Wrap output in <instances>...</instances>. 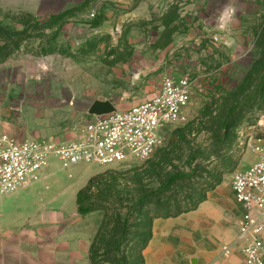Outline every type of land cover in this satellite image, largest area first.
<instances>
[{"label":"rangeland","instance_id":"1","mask_svg":"<svg viewBox=\"0 0 264 264\" xmlns=\"http://www.w3.org/2000/svg\"><path fill=\"white\" fill-rule=\"evenodd\" d=\"M226 2L0 0V135L72 141L101 104L127 110L158 94L167 78L193 82L187 121L165 129L149 160L46 171L19 214L20 227L35 226L43 238L37 248L52 247L63 227L81 220L93 231L92 245L98 237L99 254L114 252L135 201L194 169L192 178L133 212L121 254L125 264H141L157 214L195 201L219 178L214 191L232 198L234 174L256 162L251 137L264 138V0H233L236 21L220 31L214 18ZM197 153L203 155L191 167ZM94 177L88 202L97 210L77 216L74 192ZM106 258L102 264H117L119 256Z\"/></svg>","mask_w":264,"mask_h":264},{"label":"built area","instance_id":"2","mask_svg":"<svg viewBox=\"0 0 264 264\" xmlns=\"http://www.w3.org/2000/svg\"><path fill=\"white\" fill-rule=\"evenodd\" d=\"M193 82L167 78L161 91L127 110L96 115L75 140L54 138L18 141L0 135V200L37 184L53 165L71 170L80 165L112 166L132 159L146 161L156 152L169 126L187 121ZM256 162L234 174L232 190L242 211L236 239L222 246L223 256L241 251L245 264H264V138L251 137Z\"/></svg>","mask_w":264,"mask_h":264},{"label":"crops","instance_id":"3","mask_svg":"<svg viewBox=\"0 0 264 264\" xmlns=\"http://www.w3.org/2000/svg\"><path fill=\"white\" fill-rule=\"evenodd\" d=\"M81 189L73 196L77 211V194ZM33 190L35 187L30 186L0 200V264H92L93 231L82 225L81 220L74 229L63 227L50 248L36 247L44 240L35 226L20 227L19 214ZM57 204L65 205V198L58 197ZM241 217L233 190L232 198H227L219 194L218 188L196 211L154 222V235L144 252L146 264H245L238 249L229 256L221 255L222 246L236 239ZM66 221L67 214L62 212L60 223L66 224Z\"/></svg>","mask_w":264,"mask_h":264},{"label":"trees","instance_id":"4","mask_svg":"<svg viewBox=\"0 0 264 264\" xmlns=\"http://www.w3.org/2000/svg\"><path fill=\"white\" fill-rule=\"evenodd\" d=\"M96 27L99 26V22L95 25ZM263 80V78H262ZM263 87V81L259 85V89ZM235 109H232L230 112V115L233 114ZM231 117V116H230ZM203 154L202 153H197L192 156L191 161H190V166H193V163L201 157ZM195 173L194 169H192L190 172H177L172 174L166 182L163 183V185L158 188L157 190L149 191L145 194H143L138 200L135 201L133 204L130 212L128 213L127 217L125 218L124 221V228L121 236L116 242L115 246V251L114 252H109L105 251L102 254H99L97 249L95 248V242L98 241V237H96L92 247H91V254H90V259L92 264H102L103 262H107L108 259H104V257H108L112 253H116L118 258L117 264H125V257L121 254V246L123 245L124 241L127 239L129 235V227H130V221L131 217L133 215V212L139 208V207H144L152 198H156L158 195L164 194L168 190H170L173 186H175L179 181H183L189 178L193 177V174ZM98 178L94 177L92 178L88 185L81 189L79 193L77 194V206H78V213L82 216L89 215L91 213H94L97 209L93 207V204L88 202V194L90 191L91 186L96 182ZM222 179H215L213 183H209L207 190L205 193L199 194L198 198L195 201H192L190 203H185L183 205H175L174 207L171 208V210H167L164 214H157L156 217H154L148 227V232H147V239L144 242L141 250V264H146V260L144 257V252L147 249L149 243L152 240L153 237V226H154V221L157 219H175L178 218L184 214L196 211L198 207L206 202L208 200V194L212 191H214L217 187H219L222 184ZM208 183V182H207Z\"/></svg>","mask_w":264,"mask_h":264},{"label":"clouds","instance_id":"5","mask_svg":"<svg viewBox=\"0 0 264 264\" xmlns=\"http://www.w3.org/2000/svg\"><path fill=\"white\" fill-rule=\"evenodd\" d=\"M237 8L233 0H227L223 6L218 9V13L214 18V26L220 31H229L231 26L236 21ZM206 28L208 27V22H205Z\"/></svg>","mask_w":264,"mask_h":264},{"label":"water","instance_id":"6","mask_svg":"<svg viewBox=\"0 0 264 264\" xmlns=\"http://www.w3.org/2000/svg\"><path fill=\"white\" fill-rule=\"evenodd\" d=\"M112 107L109 105V104H101L99 105L98 107V112L97 114L98 115H102V114H107V113H110L112 112Z\"/></svg>","mask_w":264,"mask_h":264}]
</instances>
